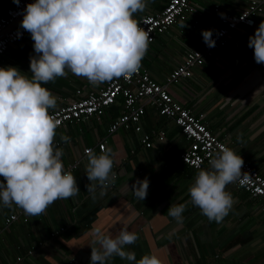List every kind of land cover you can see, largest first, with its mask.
Returning <instances> with one entry per match:
<instances>
[{
  "label": "crops",
  "instance_id": "1",
  "mask_svg": "<svg viewBox=\"0 0 264 264\" xmlns=\"http://www.w3.org/2000/svg\"><path fill=\"white\" fill-rule=\"evenodd\" d=\"M169 0H147L145 11L134 14L137 21L162 10ZM250 0H190L194 14L189 19L198 22L176 23L152 44L141 62L140 69L161 84L191 49H200L202 32L215 31L222 12L243 9ZM13 0H0V17ZM264 21V12L256 19L253 29L244 30L234 37L226 48L212 53L201 67L192 70V78L180 80L169 87L172 97L195 114H204V123L230 149L249 161L264 177V63L254 59V49L248 47L249 37ZM31 34L11 46L2 57L3 67H17L31 78L30 57L35 55ZM106 83V82H105ZM93 86L86 78L67 72L54 82L42 86L57 97L52 112L75 99V91L95 92L105 84ZM121 110V99L96 120L71 124L56 131V146L63 149L65 170L70 164L79 165L72 173L80 192L74 197L51 204L39 216H28L12 224L0 236V264H68V259L90 264L91 247L97 229L115 237L127 228L138 235L134 244L125 251L134 252L139 260L145 254H155L162 264H264V210L259 200L238 189L232 182L227 185L234 204L221 222L210 221L191 203L189 187L199 170L182 164L179 154L188 146L187 140L171 122L148 108L141 119V132L119 129L107 135L108 126ZM112 111V112H111ZM111 112V113H110ZM165 132V140L145 148L142 134ZM61 135L70 137L65 143ZM101 140L106 150L114 155L112 171L116 179L103 189L96 188L95 199L87 191L90 183L85 172L88 155L83 151L94 148ZM105 150V151H106ZM93 153L101 152L94 149ZM204 166L202 169H209ZM149 180L147 196L138 199L132 190L137 180ZM4 178L0 176V181ZM185 204L183 221L178 223L167 214L171 204ZM0 202V226L14 212ZM54 234V235H52ZM20 258V260H18ZM106 264H130L114 256ZM134 264V262H133Z\"/></svg>",
  "mask_w": 264,
  "mask_h": 264
},
{
  "label": "clouds",
  "instance_id": "2",
  "mask_svg": "<svg viewBox=\"0 0 264 264\" xmlns=\"http://www.w3.org/2000/svg\"><path fill=\"white\" fill-rule=\"evenodd\" d=\"M19 5L20 0H13ZM147 0H35L23 10L20 27L31 34L35 55L30 57L32 76L17 67H0V202L15 204L27 215L39 216L57 200L79 194L76 177L66 171L63 149L54 145L59 121L50 113L57 97L46 87L67 72L83 77L93 86L138 72L145 57L150 35L140 27L134 14L145 11ZM209 47L215 46L212 30L202 32ZM256 63H264V21L249 37ZM62 142L70 137L61 135ZM87 191L95 199L96 188L103 189L116 179L112 171L111 149L97 155L88 153ZM189 187L191 203L210 221L221 222L234 204L226 191L228 184L241 177L243 158L233 149L221 147ZM149 180L132 185L134 195L144 200ZM186 205L171 204L167 214L183 221ZM138 235L126 227L118 235H104L97 229L91 247L90 264H106L119 256L130 264H162L155 254L139 260L125 251Z\"/></svg>",
  "mask_w": 264,
  "mask_h": 264
},
{
  "label": "built area",
  "instance_id": "3",
  "mask_svg": "<svg viewBox=\"0 0 264 264\" xmlns=\"http://www.w3.org/2000/svg\"><path fill=\"white\" fill-rule=\"evenodd\" d=\"M34 2L35 0H20L19 5L15 4L14 7L8 8L0 17V67H3L2 57L8 49L30 34L20 25L23 20V10L29 3ZM213 12L219 16L220 22L219 26L212 32V39L215 41L214 47H209L203 41L200 49L188 50L181 62L161 84L154 81L148 72L139 69L138 72L128 78L121 77L106 82L101 89L95 92L84 94L80 89H77L75 99L50 112L59 121L56 131L67 125L86 122L91 118L100 120L105 115L106 110L121 99V110L108 126L107 135H112L119 129L140 133L142 117L148 108H153L159 116L173 122L187 140V148L179 154L182 164L193 170L210 166L209 160L215 157L221 147L229 148V146L207 128L204 123V114H195L177 102L170 94L169 87L180 80L192 78V70L203 66L208 56L226 48L234 41L236 34L243 33L247 29H253L256 26L257 17L264 12V0H250L245 8L232 13L222 12L217 6ZM193 14L194 8L190 0H169L161 11L154 15L141 17L138 23L150 35V48L159 36L164 35L176 23L189 24V19ZM190 26L196 28L198 22L193 20ZM154 140L163 142L165 132L142 134L141 143L145 148L154 146ZM54 145L58 146L60 142L54 140ZM94 149L99 152L106 150L105 140H101L94 148H86L83 155H88ZM243 160L242 175L233 183L238 189L249 194L250 197L259 200L260 206L264 210V177L249 161L244 158ZM78 165V162L70 164L66 171L73 172ZM28 216L22 208L15 205L14 212L6 217L0 226V236L15 222L21 220L26 223ZM68 264L85 263L68 259Z\"/></svg>",
  "mask_w": 264,
  "mask_h": 264
},
{
  "label": "trees",
  "instance_id": "4",
  "mask_svg": "<svg viewBox=\"0 0 264 264\" xmlns=\"http://www.w3.org/2000/svg\"><path fill=\"white\" fill-rule=\"evenodd\" d=\"M118 110H119L118 107H114V108H112V111H114L113 114L115 115V114L119 113ZM112 111H111V112H112ZM111 112H110V113H111ZM161 117H162V116H161ZM163 118H164V117H163ZM165 119H166V118H165ZM75 124H76V123H75ZM77 124H78V123H77ZM178 130H179V129H178Z\"/></svg>",
  "mask_w": 264,
  "mask_h": 264
},
{
  "label": "water",
  "instance_id": "5",
  "mask_svg": "<svg viewBox=\"0 0 264 264\" xmlns=\"http://www.w3.org/2000/svg\"><path fill=\"white\" fill-rule=\"evenodd\" d=\"M3 35V34H2Z\"/></svg>",
  "mask_w": 264,
  "mask_h": 264
}]
</instances>
